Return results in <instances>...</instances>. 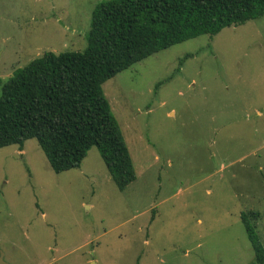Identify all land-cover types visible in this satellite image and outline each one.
<instances>
[{
    "label": "rangeland",
    "instance_id": "374dc122",
    "mask_svg": "<svg viewBox=\"0 0 264 264\" xmlns=\"http://www.w3.org/2000/svg\"><path fill=\"white\" fill-rule=\"evenodd\" d=\"M108 0H0L1 84L46 52L83 51ZM136 179L96 147L55 173L35 139L0 148L7 264H254L264 249V15L159 51L102 85Z\"/></svg>",
    "mask_w": 264,
    "mask_h": 264
},
{
    "label": "trees",
    "instance_id": "16d2710c",
    "mask_svg": "<svg viewBox=\"0 0 264 264\" xmlns=\"http://www.w3.org/2000/svg\"><path fill=\"white\" fill-rule=\"evenodd\" d=\"M264 15V0H108L91 14L83 51L46 52L1 84L0 148L35 139L53 172L79 168L96 147L119 191L136 179L102 85L133 64ZM254 264L264 249L242 220Z\"/></svg>",
    "mask_w": 264,
    "mask_h": 264
},
{
    "label": "water",
    "instance_id": "95a60500",
    "mask_svg": "<svg viewBox=\"0 0 264 264\" xmlns=\"http://www.w3.org/2000/svg\"><path fill=\"white\" fill-rule=\"evenodd\" d=\"M0 264H7L4 259H3V255L0 253Z\"/></svg>",
    "mask_w": 264,
    "mask_h": 264
}]
</instances>
